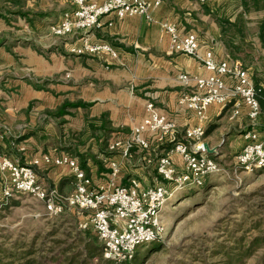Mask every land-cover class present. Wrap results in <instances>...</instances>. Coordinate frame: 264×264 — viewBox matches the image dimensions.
<instances>
[{
	"label": "crops",
	"instance_id": "obj_1",
	"mask_svg": "<svg viewBox=\"0 0 264 264\" xmlns=\"http://www.w3.org/2000/svg\"><path fill=\"white\" fill-rule=\"evenodd\" d=\"M11 1L3 0L6 20L0 18V159L9 158L22 166L38 160L39 165L34 167L38 182L62 196L74 191L71 172L64 167L45 165L40 160L46 154H67L78 162L64 147L51 143L60 122L63 120L68 128L79 130L87 121L104 117L112 130L107 144L112 136H128L141 123L145 106L150 102L160 115L177 125L181 136L186 129L197 126L198 121L177 104L180 93L192 88V83L182 84L179 76H209L198 58L207 51L213 53L216 61L231 59L211 15L219 11L234 18L242 11L241 0H206L204 3L161 0L157 7H153L154 0H143L150 5L151 20L140 16L119 20L110 15L90 31L93 38L108 43L116 51L117 58L111 59L69 54L68 45L74 43L76 37L58 39L50 34V27L60 12L69 8L68 0H23L19 8H13ZM95 1L103 3L105 0ZM262 16V12H250L246 15V27L258 26ZM163 23L175 25L182 35L195 34L199 40L198 57L170 53L169 36L162 28ZM219 111L218 106L208 110L211 121L206 133L210 132L205 134L204 142L216 151V159H223L221 143H216L212 135L219 134L223 123L234 126L235 131L229 134L227 141L230 154L235 155L244 145L242 133L247 129L248 120L245 108H241V116L233 121L229 120L230 107L220 115ZM259 123L264 140L262 114ZM212 126L216 128L211 130ZM9 137L14 143L8 141ZM101 142L98 141L99 145ZM160 154L162 151L154 155L135 151L131 159L125 161L109 153L107 148L103 151L97 147L94 154L85 155L87 170L84 172L96 185L108 186L113 177L107 162L112 161L119 166L113 184L124 186L130 179H136L142 186H148L155 184L154 159ZM174 160L181 166L179 156ZM102 176L104 178L97 180ZM5 178L0 174V189Z\"/></svg>",
	"mask_w": 264,
	"mask_h": 264
},
{
	"label": "built area",
	"instance_id": "obj_2",
	"mask_svg": "<svg viewBox=\"0 0 264 264\" xmlns=\"http://www.w3.org/2000/svg\"><path fill=\"white\" fill-rule=\"evenodd\" d=\"M204 3L206 0H199ZM69 8L50 27V34L58 39L76 37L68 45V53L75 56H107L116 59V51L106 42L90 34L100 26L102 18L114 15L121 20L125 17L140 16L151 20L150 5L143 0H68ZM161 0H154L153 7ZM162 28L169 36V51L186 57H198L199 40L193 33L182 35L179 29L169 23ZM202 67L209 73L205 78L180 75L179 81L191 90L181 92L177 104L191 112L198 124L184 131L178 140V127L162 116L153 103L145 106V115L128 136H112L107 151L130 160L133 152L152 155L157 147L168 146L166 154L156 157V173L161 182L142 186L136 179L127 185H96L86 176L76 159L67 154L42 155L41 162L48 166L69 169L74 181V191L68 196L60 195L54 189H47L38 182L34 167L39 161L22 166L9 158L0 159V174L5 175L2 201L6 202L12 193L27 195L40 202L46 213L56 217L66 210H76L85 215L79 226L92 231L102 246L105 260L116 263L131 260L138 248L157 242L164 233L161 222L163 208L177 194L187 188L203 187L206 180L220 172L215 158L204 145L207 126L210 123L208 110L218 106L219 115L230 107L229 120L241 116L246 109L247 129L242 133L244 145L235 154V165L246 173L264 170V140L260 133L261 108L257 100V88L251 69L243 68L237 61L226 59L216 61L211 51L198 57ZM263 89V86H259ZM155 154V153H154ZM179 156V166L174 157ZM111 176L116 177L119 166L108 161Z\"/></svg>",
	"mask_w": 264,
	"mask_h": 264
},
{
	"label": "rangeland",
	"instance_id": "obj_3",
	"mask_svg": "<svg viewBox=\"0 0 264 264\" xmlns=\"http://www.w3.org/2000/svg\"><path fill=\"white\" fill-rule=\"evenodd\" d=\"M3 3L0 0V7ZM67 8L60 12L53 23ZM256 33L255 24L247 28V40L253 43L256 50L247 69L253 73V82L257 79L258 84L264 87V53L255 42ZM72 118L76 120L74 116ZM219 129L221 136H212L216 143H221L225 155L223 159H217L220 172L210 176L203 187L187 188L169 201L162 210L164 233L161 239L137 250V264H225L226 253L233 249L238 239L244 237L245 244L249 242L250 239L245 236L248 228H254L249 230L250 235L264 233V170L246 173L239 169L227 141L235 128L230 123H223ZM83 130L85 127L78 130L61 123L60 128L55 129L51 143L56 147L67 144L74 154L86 150L92 155L97 147H101L98 141L105 136L91 127H86V132L81 133ZM71 133L74 140L68 138ZM59 134H62V138ZM55 137L61 138V141ZM65 138L68 139L64 143ZM162 148L155 149L153 155L160 151L166 154L169 150L168 146ZM152 162L154 164L155 161ZM153 177L161 182L156 171ZM99 178L104 177H97V180ZM114 178L110 179L109 184ZM0 192V243L4 247L8 248L12 243L32 245L35 251L30 257H36L41 264H73L74 260V264L80 263L85 244L82 233L92 232L79 226L86 220L84 214L66 210L53 217L32 197L12 193L4 202L3 187ZM263 252L264 246H255L253 258L240 264H260L259 258ZM87 264L101 263L94 259Z\"/></svg>",
	"mask_w": 264,
	"mask_h": 264
},
{
	"label": "trees",
	"instance_id": "obj_4",
	"mask_svg": "<svg viewBox=\"0 0 264 264\" xmlns=\"http://www.w3.org/2000/svg\"><path fill=\"white\" fill-rule=\"evenodd\" d=\"M23 0H13L11 1V6L13 8L22 6ZM240 6L242 11L239 12L234 18L228 17L224 15V13L215 11L211 17L216 23L219 31H220V40L222 41L225 49L229 55V57L237 61L243 68L247 69L250 68L252 64V59L254 58L253 55L256 53L254 45L251 41L247 40V19L246 15L250 12H262L263 16L260 19L258 26H257V33L256 38L258 40V44L260 46V50L264 53V0H241ZM21 14V13H20ZM6 13L3 11V8L0 7V18H4L6 20ZM33 84V82H29ZM259 80L255 79V86L258 90L257 92V100L259 102L261 113L264 115V90L258 88ZM62 120L60 122L63 123ZM87 128H94L105 136L102 138L101 149L105 151L106 140L109 134L112 132L109 123L105 120L104 117H101L99 120L92 119L86 122L85 130L81 131V133L86 132ZM215 126L211 127L215 129ZM210 132L207 131V133ZM206 133V134H207ZM83 136V134H82ZM71 140H74V135L71 133L69 137ZM68 138L64 139V143L67 141ZM66 140V141H65ZM178 140H181V136L178 135ZM9 142L14 143V139L9 137ZM61 141V140H60ZM62 147L71 155L78 158V163L83 170L86 169V158L88 153L85 151L84 153H71L72 148L71 146L67 147V144H63ZM71 151V152H70ZM106 154V153H105ZM95 161V160H94ZM96 164V162H95ZM254 228H248L247 232L245 231V236L248 237L250 240L248 243L245 244V238L241 237L237 240L236 245L226 253V263L225 264H240L243 260L251 259L254 256V248L255 246H264V233L262 235H250L251 230ZM250 230V231H249ZM92 233V232H91ZM90 232H84V248L82 250L83 258L80 260L78 264H87L88 262L97 259L101 264H137V259L134 256L131 260L121 263H116L110 260H105L102 258V246L94 236ZM250 233V234H248ZM155 243V242H153ZM150 243L148 245H151ZM146 245V246H148ZM26 247V248H24ZM139 249V248H138ZM137 249V250H138ZM25 250V251H23ZM136 250V253H137ZM32 245L25 246L24 243H12L8 248L4 247L2 243H0V264H41L38 262L36 257H30L34 254ZM22 252V253H20ZM135 253V255H136ZM259 263L264 264V252L261 254L259 258ZM75 262V260H74ZM73 262V264H74Z\"/></svg>",
	"mask_w": 264,
	"mask_h": 264
},
{
	"label": "water",
	"instance_id": "obj_5",
	"mask_svg": "<svg viewBox=\"0 0 264 264\" xmlns=\"http://www.w3.org/2000/svg\"><path fill=\"white\" fill-rule=\"evenodd\" d=\"M204 147L209 154H213L216 152L214 149H210L207 144H205Z\"/></svg>",
	"mask_w": 264,
	"mask_h": 264
}]
</instances>
